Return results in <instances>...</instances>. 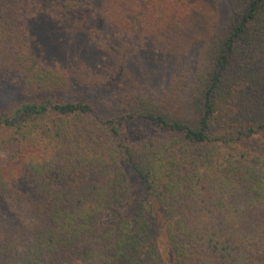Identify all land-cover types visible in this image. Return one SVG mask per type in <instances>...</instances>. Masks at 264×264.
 Returning a JSON list of instances; mask_svg holds the SVG:
<instances>
[{"label":"trees","instance_id":"1","mask_svg":"<svg viewBox=\"0 0 264 264\" xmlns=\"http://www.w3.org/2000/svg\"><path fill=\"white\" fill-rule=\"evenodd\" d=\"M48 22L98 54L40 52ZM7 82L0 264H164L157 210L173 264H264V0H0Z\"/></svg>","mask_w":264,"mask_h":264},{"label":"rangeland","instance_id":"2","mask_svg":"<svg viewBox=\"0 0 264 264\" xmlns=\"http://www.w3.org/2000/svg\"><path fill=\"white\" fill-rule=\"evenodd\" d=\"M202 5L203 8H201L199 12L203 13L209 18V15L207 14L208 8L205 7V4ZM203 14L200 15L203 16ZM50 23L51 22H48V24L44 27L42 25H38L40 28L37 30L36 34L38 35L40 52H46L49 55V53H57L56 49L58 48V50L62 49V51L66 48L68 50H71L73 53L80 52V54H85L86 60H92L93 58H89L88 56L92 57V55L94 56L98 54L99 51L95 46L93 48L91 46L87 48V43H89V35L87 32L88 29H85L83 27V29L86 30L84 31L77 28L74 32V35L72 31H67L65 24L60 25L55 29L53 27V24L51 25ZM71 27H73V25ZM82 34H85V39ZM77 38H81L82 41L77 42ZM177 51V47L173 48V46H170V44L168 43H165V46L161 48V50L159 49L150 52L142 51L141 54L144 55H139L138 57H136L134 60H132V63L129 66L131 69L129 74L130 79H132V81L137 80L142 82L146 80L147 82H153L152 85H154L157 81L151 78L152 76H149L150 69L154 64L152 62H157L159 61V58H161L165 59L166 64H169V59L171 57H174L176 59L178 58L175 57V55L177 56ZM107 62H110V60H107ZM130 79H127V81L131 82ZM20 96L21 95L19 88L15 87L14 85L8 82L4 86L2 85V87H0V112L5 111L6 109H9L14 106H19V104L23 102V99H21ZM92 96L94 95L89 94V97ZM95 106L100 107L98 104H95ZM252 144H255L258 147H262V149H264V132L261 133L259 136H256L255 139L252 141ZM126 170L132 179L136 193L135 195L137 196L142 192V185L131 167H127ZM157 214L158 234L156 237L160 248L161 258L164 264H173V255L168 245L165 234L164 217L161 214L160 210H157Z\"/></svg>","mask_w":264,"mask_h":264}]
</instances>
